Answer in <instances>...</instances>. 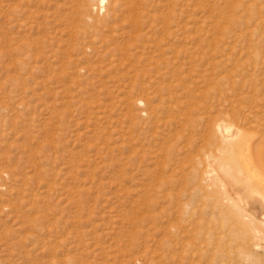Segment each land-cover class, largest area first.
<instances>
[{
    "label": "rangeland",
    "instance_id": "374dc122",
    "mask_svg": "<svg viewBox=\"0 0 264 264\" xmlns=\"http://www.w3.org/2000/svg\"><path fill=\"white\" fill-rule=\"evenodd\" d=\"M77 1L0 0V264H236L199 180L264 138V0Z\"/></svg>",
    "mask_w": 264,
    "mask_h": 264
},
{
    "label": "bare ground",
    "instance_id": "6f19581e",
    "mask_svg": "<svg viewBox=\"0 0 264 264\" xmlns=\"http://www.w3.org/2000/svg\"><path fill=\"white\" fill-rule=\"evenodd\" d=\"M87 1L98 6H103L106 2V0ZM87 6L91 7V5ZM85 10L87 11V9ZM137 22L139 23V21ZM238 126L236 124L232 125L229 120L226 121L224 119L213 122V138L216 139L218 144H221L219 151L222 153L221 157L224 162H217L215 166L212 165L217 169L215 178L200 176L199 183L204 185L203 189L205 191L216 187V185L223 189L224 197L222 199L226 202L225 208L223 206L220 207L217 218L221 217V219L225 220L226 225L222 224V228H227L225 231L227 232V237L223 236V234L218 238L219 240H224V244L226 241L227 247L234 251V257L227 256V254L226 257L233 259L232 262L236 264L244 263L242 261H246L248 264H264V258L259 257L261 254L258 253V251H262L264 256V138H257L256 135L247 137L246 132ZM210 196L209 199L212 198V202H215L214 204H220L221 200L216 199V196L214 198ZM236 256L239 258L237 259Z\"/></svg>",
    "mask_w": 264,
    "mask_h": 264
}]
</instances>
